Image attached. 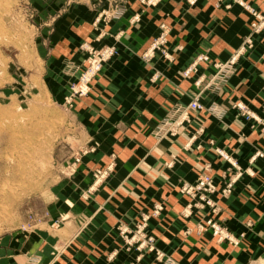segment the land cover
Instances as JSON below:
<instances>
[{
  "label": "crops",
  "instance_id": "0c3cea01",
  "mask_svg": "<svg viewBox=\"0 0 264 264\" xmlns=\"http://www.w3.org/2000/svg\"><path fill=\"white\" fill-rule=\"evenodd\" d=\"M249 1L264 11V0ZM216 2L196 0L189 5L185 0H161L145 5L128 0L125 15L104 23L100 43L92 41V45L115 44L119 52L104 65L77 106L85 114L88 143L98 145L67 180L70 206L59 204L61 212L72 207V213H84L90 219L81 225L71 216L54 230L46 220L26 239L16 234L2 237L0 264H22L29 254L38 255L40 264H161L153 252L125 248L115 230L118 221L132 223L140 212H150L159 202L164 208L149 217L148 230L173 264H253L258 260L264 264V156L250 161L256 149L264 151V134L233 106L241 100L264 118V29L251 36V44L245 42L252 17L237 4L227 7L225 0L218 6ZM135 14L139 19L132 21ZM162 23L168 26L166 48L171 57L155 51L146 61L141 54ZM78 24H73V36L92 40L98 34L89 22ZM72 44H63L58 56L70 54ZM238 50L235 73L223 89L208 88L215 63ZM199 53L210 60L184 75ZM193 97L220 114L198 112L185 119L174 135H155L157 123L164 117L174 119L179 106ZM215 146L231 153L243 169L230 195L214 196L219 221L237 243L218 241L208 228L196 230L205 210L192 208L189 215L182 214L189 196L179 187L185 181L194 182L207 162L219 187L235 173L215 153ZM98 166L111 167L109 176L83 200L82 192L92 186V171Z\"/></svg>",
  "mask_w": 264,
  "mask_h": 264
},
{
  "label": "rangeland",
  "instance_id": "374dc122",
  "mask_svg": "<svg viewBox=\"0 0 264 264\" xmlns=\"http://www.w3.org/2000/svg\"><path fill=\"white\" fill-rule=\"evenodd\" d=\"M185 1L190 5L188 0ZM220 1L217 0V6ZM159 2L161 0H141L145 5ZM224 3L227 7L237 4L247 13L246 5L264 13L249 0H225ZM128 8V0H0V238L16 234L26 239L46 220H50L49 227L54 230L59 227V222L71 216L81 225H86L90 219L84 213H78V216L72 213V207L61 212L59 204L65 202L70 206L72 199L67 180L74 176L82 158L98 145L88 143L85 114L80 113L77 106L89 94L91 82L104 65L119 52L115 44L94 46L92 41L100 43L104 23L119 19L120 13L125 15ZM138 16L133 15L131 20L136 21ZM88 22L98 30L92 40L70 34L73 24ZM168 33L167 26L166 39ZM69 41L74 45L73 51L67 56H58L62 45ZM152 46L153 40L141 54L144 60H150L155 51L171 57L167 48L163 53ZM107 47H112L114 53L103 60L100 53ZM145 53L149 56L145 57ZM96 62L100 63L97 69L94 67ZM186 106L187 103L179 109L184 110ZM185 113L187 119L197 115L190 111ZM258 117L264 121L263 117ZM165 118L155 126V135L170 134L166 133L170 132L168 128L158 130ZM171 121H180V117L177 115ZM179 126H176V132ZM110 170L111 167L94 168L92 186L82 192L83 200L88 199L93 188L109 176ZM188 196L190 203L191 196ZM214 196L208 195L212 201ZM162 205L159 202L152 212H140V217L132 223L118 221L115 230L123 239L125 248L153 252L161 264H173L157 247L156 237L148 230L149 217L158 215ZM186 206L182 210L184 216L189 215L192 208L205 210L204 220L197 224L196 230L208 228L205 225L208 217L219 221V210L210 206L206 208L199 200L190 207ZM138 223L144 225L140 231ZM135 237H140L141 242ZM149 237H152L151 250L143 246L149 242ZM233 243H237L235 237ZM4 245L10 246L8 243ZM56 249L57 246L53 250ZM32 257L33 254L27 255L22 264ZM253 264H263V261Z\"/></svg>",
  "mask_w": 264,
  "mask_h": 264
},
{
  "label": "built area",
  "instance_id": "2783aa9c",
  "mask_svg": "<svg viewBox=\"0 0 264 264\" xmlns=\"http://www.w3.org/2000/svg\"><path fill=\"white\" fill-rule=\"evenodd\" d=\"M233 1V0H232ZM237 1V0H234ZM190 4H193L194 0H188ZM246 8L248 9V13H250L253 17L249 21V35L245 37V42L251 44V34L258 33L262 29H264V13L258 12L253 6L246 5ZM162 29L165 30L167 27L162 24ZM166 37L164 31H162L157 38L153 40V48L154 49H160L163 53L165 52L164 49H166ZM242 50V49H240ZM240 50L234 52L226 61H221L215 64L216 71L214 75L210 78L209 84L216 83L218 79L222 78L223 80L228 81L229 77L234 73L236 70V63L238 60V56L240 54ZM114 53V49L112 47H107L104 49L100 55L101 59H108L110 58ZM164 57V54H162ZM168 58V57H167ZM209 57L205 53H200L198 54L192 62L184 69L185 74L188 75L191 71L196 70L197 66L199 63L203 61H209ZM100 63L96 62L95 64V69L99 67ZM188 107L193 110H200L202 109V105L198 102L197 99L192 100ZM235 108H238L241 110V113L244 115L246 119H250L252 121H255L259 123L260 131L261 133L264 134V121H262L259 117L258 114L254 113L252 109H250L245 103L242 101H236L234 104ZM178 117H180V121H168L167 127L164 129L170 130L171 133H174L176 131V126L181 124L183 120L187 119V115L185 114V110H180V113L178 114ZM162 129V130H164ZM159 130V131H162ZM158 131V132H159ZM218 152L221 154V156L228 161L229 166L228 169H235V173L230 174L229 177L223 182V184L219 187L213 180L212 175L209 173V171L203 170L198 173L196 176V179L193 183L185 182L182 185L183 190L186 192H194L199 194V198L206 202L207 204L211 205V200L207 198L208 193H212L215 191L217 188L220 189L223 193H229L233 189V183L235 179L241 174V167L237 164L236 160L234 157L229 153L228 151H222L220 149H217ZM258 156H264V152L261 151L260 149H256L255 152L251 155L250 161H254L256 157ZM208 169L210 170V167L208 165ZM215 210V209H214ZM206 224L213 229V233L219 237H216L217 240H223V239H228L231 240V237H221V234L223 230L226 231V234H229L223 225H220L217 221H215L213 218L207 219ZM143 224H137V227L139 228L138 231H140L143 228ZM123 232V230H122ZM137 240H140V237H135ZM133 238V239H135ZM131 239V240H133ZM130 240V241H131ZM152 237H149V242L143 246H148V248L151 250L152 249ZM142 247V246H141ZM158 257V254H156ZM158 259V258H157ZM26 264H40V259L38 255H33V257L26 263Z\"/></svg>",
  "mask_w": 264,
  "mask_h": 264
},
{
  "label": "bare ground",
  "instance_id": "6f19581e",
  "mask_svg": "<svg viewBox=\"0 0 264 264\" xmlns=\"http://www.w3.org/2000/svg\"><path fill=\"white\" fill-rule=\"evenodd\" d=\"M120 16H121V13H120ZM162 24H164V23H162ZM161 24V25H162ZM160 25V32H159V34L162 32V31H164V33H165V36H166V32H167V28L165 29V30H163L162 29V26ZM166 25V24H165ZM166 27H167V25H166ZM159 36V35H158ZM157 36V37H158ZM153 47V46H152ZM145 57H148L149 55L147 54V53H145V55H144ZM167 57H168V55H166ZM227 60V59H226ZM226 60H224V61H226ZM216 63H218V62H216ZM215 63V64H216ZM183 73H184V75H186L185 74V71H183ZM234 73H235V71H234ZM216 74V73H215ZM187 76V75H186ZM231 77V76H230ZM229 77V78H230ZM229 80V79H228ZM228 81H226V80H223L222 78L220 79H218V81H216V83H212L211 82V84H208L209 86H208V88H211V89H215V90H220V89H223V87H224V85L227 83ZM194 99H197L198 100V102L202 105V109H200V110H193V109H190L189 107H188V105H189V103L192 101V100H194ZM238 101H241V100H238ZM236 102V101H235ZM243 102V101H242ZM244 103V102H243ZM235 104V103H234ZM234 104H233V106H234ZM246 104V103H245ZM247 105V104H246ZM237 111H238V114L239 115H241L246 121H251L250 119H246L245 117H244V115L241 113V110H239L238 108H235ZM185 110V112L186 111H190V112H195V113H198V112H207L208 114H214V115H216L217 116V114L219 115L220 113H217V111H216V108L215 107H213V106H205L201 101H200V99L198 98V97H193V98H191V100L187 103V106H186V108L184 109ZM255 114H256V112L254 111V110H252ZM186 114V113H185ZM187 115V114H186ZM171 120V118L170 117H166L163 121H162V123L160 124V125H158V130H162V129H164V128H166L167 127V122L168 121H170ZM256 125V126H258V128H259V130H260V127H259V123H257V122H255V121H252V123H251V125ZM180 125V124H179ZM178 125V126H179ZM166 133H170V134H173V133H171V132H166ZM174 133H176V131L174 132ZM212 144V143H211ZM217 149H220V150H222V151H225V152H227V150L226 149H224V148H222V147H218V146H215L214 147V151H215V153L222 159V160H224V161H226L222 156H221V154L218 152V150ZM261 150V149H260ZM262 151V150H261ZM264 152V151H263ZM232 155V154H231ZM235 159V158H234ZM226 162H228V161H226ZM207 163H209V162H207ZM207 163L205 164V166H204V168H205V170L206 171H209V173H210V170L208 169V165H207ZM210 166H211V164H210ZM241 171L243 172V169L241 168ZM242 172H241V174H242ZM211 174V173H210ZM240 174V175H241ZM212 175V174H211ZM239 175V176H240ZM238 176V177H239ZM212 177H213V175H212ZM237 177V178H238ZM236 178V179H237ZM196 179V178H195ZM236 179H235V181H236ZM195 181V180H194ZM234 181V182H235ZM186 182V181H185ZM185 182H183V183H185ZM182 183V184H183ZM190 183V182H189ZM191 183H193V182H191ZM216 183V182H215ZM233 185H234V183H233ZM183 186L184 185H180V187H179V190L182 192V193H184V194H188V195H190L191 196V202L190 203H188L187 204V206L188 207H190L192 204H194V202L196 201V200H199L200 201V203L202 204V206H204V207H206L207 208V206H210V207H213L214 209H218L219 210V207H218V202L216 201V200H214V201H212L209 197H208V195H215L216 193H218V194H220L222 197H225V196H228V195H230L231 193H232V191L231 192H229V193H223L220 189H216L215 191H213L212 193H208L207 194V198L209 199V200H211V205H209V204H207L206 202H204V201H202L200 198H199V194L198 193H194V192H186V191H184L183 190ZM163 206V205H162ZM186 206V207H187ZM194 207V206H193ZM164 208V207H163ZM210 218H212V217H208L207 219H210ZM206 219V220H207ZM216 221V220H215ZM218 223H219V221H217ZM220 224V223H219ZM205 225L208 227V229H210L211 231H212V234L215 236V238L216 237H219V236H217V235H215L214 233H213V229H212V227H210V226H208L207 224H206V221H205ZM221 225V224H220ZM146 229H147V227H146ZM201 230V229H200ZM228 232V231H227ZM221 237H231V235L230 234H226V231L225 230H223V232H222V234H221ZM232 239L231 240H228V239H226V240H228V241H231V242H233V237H231ZM223 240H225V239H223ZM218 241H221V240H218ZM30 260V259H29Z\"/></svg>",
  "mask_w": 264,
  "mask_h": 264
}]
</instances>
